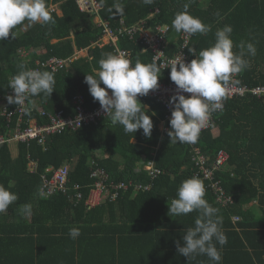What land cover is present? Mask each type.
Returning a JSON list of instances; mask_svg holds the SVG:
<instances>
[{
  "label": "trees",
  "instance_id": "trees-1",
  "mask_svg": "<svg viewBox=\"0 0 264 264\" xmlns=\"http://www.w3.org/2000/svg\"><path fill=\"white\" fill-rule=\"evenodd\" d=\"M98 1L103 6L102 19L114 28L121 26V20L127 26L144 22L145 27L150 30L170 26V48L167 49L170 57L177 54L180 44L179 33L172 27V21L178 12L185 11V5L188 6L190 15L210 26L207 35H193L188 48L196 49L197 54L214 44L218 29L226 24L230 25L233 29L231 39L234 53L240 51L236 46L241 41L253 43L256 49L254 56L245 57L249 61V67L239 73L238 85L251 89L264 87V0H154L152 4H145L142 0ZM46 5L55 23L42 25L24 21L13 29V37L10 34L7 39L0 41V100L6 99L11 92L8 88L9 80L21 70V65L24 70H31L36 63L47 62L52 58L73 60L83 50H89V54L86 58L73 61L67 71L54 74V92L50 97L43 94L30 97L23 128L28 127L30 121H36L40 125L47 124L48 119L42 112L47 115L56 110H64L67 116H74L73 100L77 95L85 96L90 110L100 106L99 102H94L84 79L85 75L94 74V69L99 67L98 61L104 54L113 53L110 45L102 48L94 46L102 38L103 30L96 23V16L83 12L75 0H46ZM52 6H59L61 13L51 12ZM119 44L132 53L133 65L136 60L144 64L154 62L153 55L145 53L143 45L129 39H122ZM22 53H30V59H23ZM188 54L192 59L196 58L189 50ZM160 73L159 85L173 83L170 80V70H160ZM140 102L147 106V114L154 125L151 138H146L142 129L135 134H125L122 126H111L107 117L98 125L51 136L45 146L30 142L0 147V185L18 196L9 207V215L17 216L22 205L34 204V220L39 212L40 220L59 222L51 227L55 234L67 237L69 235H63L66 231L73 227L79 228L81 241L72 242V245L81 248L80 261L77 263L88 264L87 243L94 246L103 244V240L98 238L102 234L99 233L100 230H95L88 240L90 225L97 221L94 216L110 204L89 210L85 203L76 205L75 201L63 193L50 198L43 197V176H52L47 171L69 164L70 187L73 189L79 186L88 198L94 183V160L99 162L113 180L148 184L150 181L147 174L138 172L140 158L144 155L149 161L154 158V165L162 174L153 181L151 190H130L124 195L136 193L138 201L159 196L160 190H165L172 197L176 196L183 181L194 177L195 164L192 156L195 147L201 148L212 163L221 150L229 155L227 163L216 172V180L220 181L225 193L234 198V204L228 207L218 205L214 194L206 190V183L203 182L210 205L218 208L219 213L227 218L246 216L248 210L245 208L252 202H256L257 207L264 211V100L253 96L226 100L224 110L216 115L217 135L214 133L216 129L205 131L199 134L193 144L170 143L167 133L162 135L159 130L165 114L163 107L151 98H144ZM8 108L16 115L10 122L2 114L0 105V127L4 133L12 132L19 118L18 106L8 105ZM32 162L37 166L34 172L29 168ZM19 218L23 219L21 214ZM100 229L102 230L101 227ZM62 242L63 245L68 244L64 240ZM58 250L63 259L58 260L57 264H76V260L72 263L68 260L69 253Z\"/></svg>",
  "mask_w": 264,
  "mask_h": 264
},
{
  "label": "clouds",
  "instance_id": "clouds-1",
  "mask_svg": "<svg viewBox=\"0 0 264 264\" xmlns=\"http://www.w3.org/2000/svg\"><path fill=\"white\" fill-rule=\"evenodd\" d=\"M152 4L154 0H142ZM178 12L172 27L178 33L188 35H207L210 26L187 11ZM28 21L31 24L55 23L52 20L46 0H0V41L11 34L13 29ZM233 29L224 25L215 32L212 46L200 50L188 48L195 56L185 62L182 54L167 61L170 69V80L176 86V94L169 103L172 105L169 120L170 130L167 132L170 143L193 144L204 129L213 112L222 110V101L226 95V85L230 79L249 67L246 56H254L256 49L253 43L241 41L238 53L233 52L234 43L231 39ZM99 67L94 74L85 75L84 83L94 102H99L101 110L110 120L111 126L120 125L125 134L143 131L146 138H151L153 122L147 114V106L142 105L138 97L148 96L150 91L158 90L160 67L156 62L144 64L136 60L135 64L124 52L106 53L98 61ZM21 70L11 77L8 88L12 95L6 97L8 105L23 106L30 99L40 94L50 97L54 92V74L49 71ZM103 85L104 87H101ZM109 90L110 93H109ZM184 93L190 94L185 96ZM155 115V113H153ZM79 117L73 122L79 126ZM41 195H44L41 192ZM205 197V187L198 177L189 178L177 189L176 198L168 206V215L181 216L197 212L194 227L187 229L182 242H176L179 255L188 261L197 256H206L212 264H221V248L227 243L221 225L222 216L219 209L210 205ZM18 196L0 185V214L6 213ZM25 216L32 215L31 204L21 206ZM73 240L79 237V228L69 230Z\"/></svg>",
  "mask_w": 264,
  "mask_h": 264
},
{
  "label": "crops",
  "instance_id": "crops-1",
  "mask_svg": "<svg viewBox=\"0 0 264 264\" xmlns=\"http://www.w3.org/2000/svg\"><path fill=\"white\" fill-rule=\"evenodd\" d=\"M216 131L214 133L217 135ZM160 191L159 196L138 201L134 193L124 195L116 202L105 203L110 205L94 216L97 221L90 225L87 234L89 240L95 230H100L102 234L98 238L103 240V244L94 246L87 243V263L212 264L206 256H197L188 261L178 254L176 242H182L187 229L194 227L198 213L168 215V206L176 196L170 197L167 191ZM204 198L207 200L206 194ZM31 206V216L23 215L21 208L17 216L9 215L10 208L0 216V264H57L58 260L63 259L58 249L69 253L71 263L76 260V264H80L77 262L80 261L81 248L72 245V242L81 241L80 236L73 240L69 236L55 234L51 227L59 222L42 221L39 212L34 220V204ZM245 209L248 210L246 216L227 218L219 213L223 218L221 229L227 237V243L222 248L216 245L221 253V264H264V211L257 207L256 202ZM19 214L23 219L19 218ZM6 215L9 216L5 218ZM236 218L240 220L235 221ZM69 230L63 235H68ZM62 240L68 244L63 245Z\"/></svg>",
  "mask_w": 264,
  "mask_h": 264
},
{
  "label": "built area",
  "instance_id": "built-area-1",
  "mask_svg": "<svg viewBox=\"0 0 264 264\" xmlns=\"http://www.w3.org/2000/svg\"><path fill=\"white\" fill-rule=\"evenodd\" d=\"M81 7L83 12H87L96 16V23L103 30L102 38L94 44V46L104 47L112 46L113 54L124 52L132 61L133 56L130 50L122 48L120 42L122 39H129L136 44L144 46V52H150L153 55V61L157 63L161 71L168 69L167 61L176 58L182 54L185 62H190L192 56L188 54V47L192 41L193 35L181 33L179 40V49L177 54L173 57L168 56V48H170V34L172 28L170 26H160L157 30L147 29L144 22L136 25L127 26L124 20H121V26L114 28L109 22H106L101 17L103 10L102 4L98 0H75ZM51 12H58V6H52ZM87 54L85 56H82ZM89 50L77 53L73 60H59L52 58L47 62H38L31 70L49 71L53 74H60L67 71L73 61L88 57ZM23 59H30V53H22ZM238 75H234L226 85V95L222 101V110L213 112L210 119L200 134L216 129V115L224 110L226 100L244 99L248 96H253L257 99L264 100V87L251 89L246 86L238 85ZM111 90H109L110 93ZM12 91L8 95H12ZM176 94V86L174 83L168 85H159L158 90L150 91L148 96L138 97L139 101L144 98H151L161 105L164 109V119L160 122L159 130L161 134H165L170 130L169 120L171 117L172 105L169 103L170 98ZM187 97L190 94L184 93ZM29 101V100H28ZM28 101L23 106H18L17 112L18 121L14 130L10 133H4L0 127V147L12 144H29L30 142H38V144L45 146L49 137L54 135H61L66 132H75L83 128L98 125L106 114L101 110V107L90 110L87 105V100L83 95L76 96L73 100L75 109L74 116H67L64 110H56L54 113L42 115L48 119V123L44 125L38 124L36 121H30V125L23 128L24 115L27 112ZM7 99L0 100L2 106V114L11 122L12 117L16 115L15 112L9 111ZM79 117V126L73 122L77 121ZM154 157V156H153ZM195 164L194 177H198L202 183H206V190L212 192L216 198V203L221 207H228L234 204V198L227 195L220 185V181L216 180V172L224 166L229 155L227 152L221 150L218 152L214 162H210L209 158L202 152L201 148L195 147L192 156ZM29 168L34 172L37 168L36 163L29 164ZM138 172L142 174L145 172L149 178L150 183L138 184L134 181H116L111 178L108 172L100 166L99 162L94 160L92 162V179L94 181L92 189L88 198L79 186L75 188L70 187V165L65 164L59 169H49L47 173H52L50 177L48 174L43 176V186L41 191L44 193L43 197L50 198L58 193L66 194L70 199L75 201L76 205L85 203L90 210L95 209L107 202H116L124 194L133 190L134 192L149 191L152 189L153 181L158 178L162 171L155 167L154 158L150 161L146 156H142L139 164ZM236 218L235 221H239Z\"/></svg>",
  "mask_w": 264,
  "mask_h": 264
},
{
  "label": "rangeland",
  "instance_id": "rangeland-1",
  "mask_svg": "<svg viewBox=\"0 0 264 264\" xmlns=\"http://www.w3.org/2000/svg\"><path fill=\"white\" fill-rule=\"evenodd\" d=\"M177 34H178V33H177ZM216 133H218V131H216ZM15 150H16V148L14 147V148H13V152H14V153H15Z\"/></svg>",
  "mask_w": 264,
  "mask_h": 264
}]
</instances>
